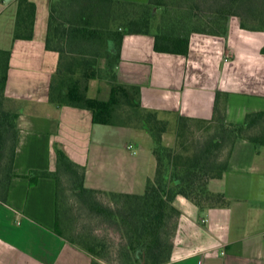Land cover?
<instances>
[{
    "label": "crops",
    "instance_id": "0c3cea01",
    "mask_svg": "<svg viewBox=\"0 0 264 264\" xmlns=\"http://www.w3.org/2000/svg\"><path fill=\"white\" fill-rule=\"evenodd\" d=\"M32 1L30 39L14 38L16 0L0 2V49L10 50L5 93L20 113L13 176L0 201V264H91L87 251L53 230L55 179L31 183V171L54 170L60 147L85 167V187L141 194L156 171L154 141L145 129L94 122L88 108L48 101L59 62L58 51L45 46L51 0ZM263 45L264 28H242L238 17L225 35L192 33L186 55L156 51L152 33H128L115 71L136 88L129 95L170 122L180 115L210 119L216 104L226 121L243 122L248 112L264 110ZM208 189L224 202L200 210L175 196L180 214L162 264H264V146L237 137L226 171Z\"/></svg>",
    "mask_w": 264,
    "mask_h": 264
},
{
    "label": "trees",
    "instance_id": "16d2710c",
    "mask_svg": "<svg viewBox=\"0 0 264 264\" xmlns=\"http://www.w3.org/2000/svg\"><path fill=\"white\" fill-rule=\"evenodd\" d=\"M1 2V0H0ZM14 38L30 39L34 33L36 4L32 0H16ZM214 12L200 15L199 0H51L45 46L59 53L56 71L51 75L48 101L58 105L88 108L94 122L127 125L147 130L154 141L156 171L141 194L103 191L83 184L85 167L74 162L65 151L56 148L54 170H32L33 183L40 176L56 181V223L53 230L66 240L87 251L91 264H103L98 242L83 233L70 230L71 208L66 200L71 181L79 201L92 211L110 219L124 237L118 264H162L169 260L176 220L180 214L173 204L177 194L197 204L200 210L223 203L221 193L208 189L212 178H219L228 167L232 145L243 137L264 146V110L248 112L243 122H228L224 108L218 104L210 119L180 115L173 125L158 111L145 107L136 96L116 83L115 66L120 61L122 38L128 33H152L154 49L186 55L192 33L225 35L231 16L240 19L248 30L264 28V0H212ZM103 4L105 19L96 12ZM72 9L73 17L61 15V8ZM154 7H161L159 18ZM264 53V45L261 47ZM10 50L0 49V201L7 199L20 113L5 93ZM103 79L109 83V94L88 95L89 81ZM101 91V88H100ZM8 106L7 105V103ZM217 121L214 132L192 142L187 136L192 123ZM177 142H163V133L173 131ZM226 149L225 154L222 151ZM69 181V182H70ZM106 194L113 206L103 205L96 194Z\"/></svg>",
    "mask_w": 264,
    "mask_h": 264
},
{
    "label": "rangeland",
    "instance_id": "374dc122",
    "mask_svg": "<svg viewBox=\"0 0 264 264\" xmlns=\"http://www.w3.org/2000/svg\"><path fill=\"white\" fill-rule=\"evenodd\" d=\"M212 0H199V8L198 12L200 15H210L211 12H214V4L210 2ZM98 4V3H97ZM97 11L101 14L100 22L109 21L105 19V12L107 11V7L103 4H98L96 7ZM106 9V11H105ZM161 7H154L153 11L156 12L157 17L159 18ZM61 15L65 18L73 17L72 9L66 7V4L61 8ZM237 17V16H231ZM116 83L121 84L126 90L135 93L136 88L132 87V85H128L126 83L120 82L117 79L116 75ZM101 88V91H100ZM88 93L90 96H94L95 94H103L106 97L109 94V83L105 78L103 79H92L89 81V90ZM130 94L133 98L135 94ZM7 103V102H6ZM8 105V103H7ZM9 106V105H8ZM14 106V104H13ZM10 107V106H9ZM177 121V120H176ZM20 123V120H19ZM176 122H171L174 127ZM218 122L212 121L209 124L203 123H192L191 131L187 132V136L189 140L192 142L195 138L204 137L209 133L214 132L217 127ZM163 142L167 145L173 146L177 142L176 134L173 131L163 133ZM227 148H224L222 154H225ZM64 181L67 185V193L66 200L68 201V205L71 208V212L69 214L70 221V230L74 235L78 234H87L91 238H94L98 242V250L100 251V260L103 264H118L119 256L121 252V248L124 245V237L121 229H118L114 223L108 219L106 216L96 213L89 209L86 205L82 204L79 201V198L73 189V185H70L71 181ZM96 200L103 205L113 206L111 203L110 197L106 194L98 193L95 196Z\"/></svg>",
    "mask_w": 264,
    "mask_h": 264
}]
</instances>
